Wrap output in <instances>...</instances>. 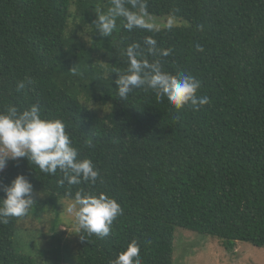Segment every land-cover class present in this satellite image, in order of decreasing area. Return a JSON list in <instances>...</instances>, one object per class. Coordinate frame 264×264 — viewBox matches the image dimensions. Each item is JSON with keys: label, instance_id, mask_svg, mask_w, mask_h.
<instances>
[{"label": "trees", "instance_id": "trees-1", "mask_svg": "<svg viewBox=\"0 0 264 264\" xmlns=\"http://www.w3.org/2000/svg\"><path fill=\"white\" fill-rule=\"evenodd\" d=\"M0 129L29 142L0 264H175L178 228L264 247V0H0Z\"/></svg>", "mask_w": 264, "mask_h": 264}, {"label": "rangeland", "instance_id": "rangeland-1", "mask_svg": "<svg viewBox=\"0 0 264 264\" xmlns=\"http://www.w3.org/2000/svg\"><path fill=\"white\" fill-rule=\"evenodd\" d=\"M136 20L155 29L190 25V22L183 18L171 15H153L145 12H141ZM28 147L29 142L27 140L13 136L0 129V171L4 167L2 159H18ZM59 204L65 208L72 204L71 210L68 211V215L70 216L75 215L77 213L76 206H80L78 214L79 228L76 229L74 224L72 227L61 226V229L66 232L67 236L73 231L75 236L78 235V241H80L82 202L73 199H62ZM62 219L66 224H69V221H71L65 216ZM39 228L46 229L44 224H40ZM175 234V264H264V247H255L249 242L239 241L233 251H228L222 241L209 235H203L182 228H178ZM66 238L68 240L73 239L70 235ZM69 248L65 247L62 251V247H60L61 258L65 259L64 262L66 264L74 262L78 256V247L75 252Z\"/></svg>", "mask_w": 264, "mask_h": 264}]
</instances>
